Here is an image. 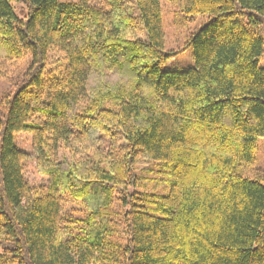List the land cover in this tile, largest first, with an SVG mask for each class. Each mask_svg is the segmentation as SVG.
I'll return each instance as SVG.
<instances>
[{"label": "trees", "instance_id": "1", "mask_svg": "<svg viewBox=\"0 0 264 264\" xmlns=\"http://www.w3.org/2000/svg\"><path fill=\"white\" fill-rule=\"evenodd\" d=\"M160 1L0 0V77L28 59L0 95V264H264V183L236 171L264 137V0H182L212 16L186 68L163 67L180 51ZM31 155L46 184L24 177ZM153 163L163 194L140 188Z\"/></svg>", "mask_w": 264, "mask_h": 264}, {"label": "rangeland", "instance_id": "2", "mask_svg": "<svg viewBox=\"0 0 264 264\" xmlns=\"http://www.w3.org/2000/svg\"><path fill=\"white\" fill-rule=\"evenodd\" d=\"M61 2H77L78 0H59ZM95 6H102L103 0H90ZM162 10V29L164 33V49L166 51H180L176 56L170 58L163 66L164 68H186L194 66L193 49L185 47L189 37L206 24L212 16L199 15L195 19L188 20L183 11L182 0H161ZM12 6L19 18L28 16L27 6L21 1L12 2ZM264 36V34H263ZM138 37L145 39L146 35L142 32L138 33ZM58 59L62 57L54 50H51L45 64V72L52 71L58 73L61 71ZM27 57L19 61L8 63L4 66L5 76L0 77V95L11 90L16 83L20 73L27 66ZM264 65V55L260 61ZM46 75V74H45ZM44 97V95H43ZM15 144L22 150L32 153V136L28 132H20L15 134ZM59 159L66 158L70 160L71 156L68 152L59 148L57 150ZM236 171L248 178L257 179L264 183V137L257 139L255 160L249 165H240ZM23 173L26 180L34 186L46 184L47 177L38 172L34 156L26 160L23 164ZM139 184L140 188L147 192H155L163 194L168 190V177L160 164L153 163L149 166V171H140ZM64 213L72 218L81 216L83 211L79 204L75 202H66L64 205Z\"/></svg>", "mask_w": 264, "mask_h": 264}]
</instances>
